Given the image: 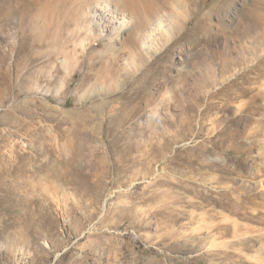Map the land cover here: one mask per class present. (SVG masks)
<instances>
[{
  "label": "rangeland",
  "instance_id": "obj_1",
  "mask_svg": "<svg viewBox=\"0 0 264 264\" xmlns=\"http://www.w3.org/2000/svg\"><path fill=\"white\" fill-rule=\"evenodd\" d=\"M162 1L171 19L191 18L188 27L113 85L106 46L86 34L80 11L89 0H0V264H264V206L242 210L252 208L251 222L200 204L203 194L237 209L248 193L264 200V103L259 114L239 110L250 97L264 100V0ZM205 94L239 97L213 113L252 143L246 171L217 174V185L196 163ZM121 97L141 100L135 107ZM98 114L117 122L114 133L142 141L136 164L102 184L90 179L92 190L57 179L60 156L83 171L95 151L109 165L119 158L110 137L91 138ZM164 137L163 158L149 159Z\"/></svg>",
  "mask_w": 264,
  "mask_h": 264
},
{
  "label": "bare ground",
  "instance_id": "obj_2",
  "mask_svg": "<svg viewBox=\"0 0 264 264\" xmlns=\"http://www.w3.org/2000/svg\"><path fill=\"white\" fill-rule=\"evenodd\" d=\"M22 3L23 6L28 7L29 3H25V1ZM254 4L257 7L261 4V1L255 0ZM166 10L167 7L162 0H89V2L85 4L84 8L80 12L84 19V23L87 25V37H91H89L91 39V46H96L95 43H99L100 45L102 44V46H106L108 50L109 56L107 61H105L106 65H108L107 68L104 67L107 69L106 74L104 71L106 81L114 85L118 83L119 79L123 76H127L129 73L135 75L142 67L150 62L153 52L158 50V47L163 48V46L170 41L171 36H173L172 34H174L173 31H180L183 25L188 27L191 18L175 16V18L171 19V16H167L168 12H166ZM168 17L169 19H167ZM163 20L166 23H170V25L168 24V28L162 23ZM240 27L244 28L247 33L249 32L248 27H246V25L244 26L242 22L240 23ZM82 45L84 49L85 44ZM104 60L102 59L101 61ZM243 91L244 92L241 94V97L250 96L246 93L247 89H244ZM120 99L125 101L124 105H132L135 107H137L140 103L139 100H141L139 97L134 100H128L127 98L124 99L122 97ZM237 99H239V97L225 96L224 94L208 95V97L205 94L198 101L201 111L198 114L199 130L197 137H205V139H203L196 148V163L199 164L204 172H209L206 174L215 175L212 176V181L214 183L216 182V185L221 184V181L217 179L218 177H216L217 174L222 175L223 179H230L238 173V170L245 172L244 162L247 161V158L244 156L252 151V143L249 142L247 137H243L242 133L237 128L230 126L231 121L228 124V120L218 118L216 113H213H222L227 111L230 103ZM215 100L220 101L215 102ZM263 103L264 100L261 103L260 97L253 96L245 101V103H242L239 106V110L242 111L246 109V111L250 114H259V110L263 106ZM110 104H119L122 106V104L118 103V101L115 102V100L111 101ZM103 105H105V103ZM114 106L116 107V105ZM262 111L264 112V109ZM160 113L161 112L151 114L149 123L152 127L155 126L157 119L162 117ZM95 121H98V128L94 134H91V138L95 139V136L99 135V141L102 145L105 143V138L110 137V147L112 148L111 152L113 153L112 158H114V156H118L119 158L109 165V163L103 162L105 160L101 157V153L95 151L90 156L93 163L91 165L89 164L88 168L83 171L79 167H73L74 165L65 156H60L58 161L64 165L65 171H63V167L60 171L56 170L54 176L57 179L62 180V178L65 179V177L71 176L75 178L77 181L76 184H78L79 187L92 190L94 189V186L90 185V179L96 178L98 182L102 184L110 175H112L113 172L120 174L123 171H127L128 173L130 166L136 164L132 157L134 141L139 149L144 146V144H141L142 141L137 140L132 134L114 133L117 122L113 121L111 123L108 119L101 117L100 114H98L92 122ZM189 128L190 130L193 129L192 124L189 125ZM206 130L208 134L206 133V135H203V131ZM162 135L164 136V134ZM164 140V143L158 141L151 144L150 151L146 149L151 152V155L148 157L149 159L154 161L155 159L158 160L163 158L164 151L170 147V143L165 137ZM148 144H150V141ZM207 144H210L211 147H208ZM223 155H230V157L223 159ZM210 156H218L223 159V162L221 164L218 161L209 162L208 158ZM100 161L103 163L99 164ZM149 163L150 161L148 164ZM245 169H247V167ZM217 189H219V187ZM210 192L212 193V191ZM218 195L216 197H218ZM258 198V194L250 195L248 193L244 195L242 204L239 202L241 206L239 205V208L237 209L229 200H227L229 202H226L221 198H212L211 194H203L201 195L200 204L204 207L211 206L210 208L213 209L221 208L224 211L230 212V215H235L237 218L239 217L240 220L253 222L255 218L250 214L252 208H250V211L248 209L249 213L243 212L242 210L249 208L248 205H253L254 208L256 207L255 205L264 206V200L262 201L261 198L260 202L262 201L263 203L261 202L260 204H256L255 200ZM223 215L226 216L227 214L224 213ZM228 217L230 218L229 215ZM225 218H227V216ZM237 218L235 219L238 220ZM233 220L234 219H232V221ZM258 220L259 219H257V221ZM235 221H233L232 224H234ZM236 222L238 225V222L240 221ZM241 223L242 222H240V224ZM261 225L264 226V224ZM251 228L252 227L249 229Z\"/></svg>",
  "mask_w": 264,
  "mask_h": 264
}]
</instances>
